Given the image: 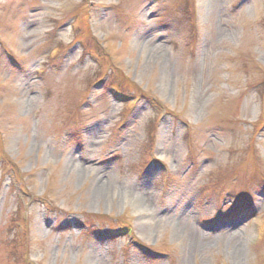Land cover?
Here are the masks:
<instances>
[{
  "label": "rangeland",
  "instance_id": "rangeland-1",
  "mask_svg": "<svg viewBox=\"0 0 264 264\" xmlns=\"http://www.w3.org/2000/svg\"><path fill=\"white\" fill-rule=\"evenodd\" d=\"M0 264H264V0H0Z\"/></svg>",
  "mask_w": 264,
  "mask_h": 264
},
{
  "label": "bare ground",
  "instance_id": "bare-ground-1",
  "mask_svg": "<svg viewBox=\"0 0 264 264\" xmlns=\"http://www.w3.org/2000/svg\"><path fill=\"white\" fill-rule=\"evenodd\" d=\"M95 176L97 180L94 181L95 183L94 193L95 195H97V197H100V196L103 197L107 193L106 189L108 188V182H106L105 180H102L103 178H100L99 173H96Z\"/></svg>",
  "mask_w": 264,
  "mask_h": 264
}]
</instances>
